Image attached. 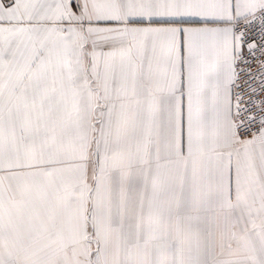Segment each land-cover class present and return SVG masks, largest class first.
<instances>
[{
    "label": "snow or ice",
    "instance_id": "snow-or-ice-1",
    "mask_svg": "<svg viewBox=\"0 0 264 264\" xmlns=\"http://www.w3.org/2000/svg\"><path fill=\"white\" fill-rule=\"evenodd\" d=\"M0 264H264V0H0Z\"/></svg>",
    "mask_w": 264,
    "mask_h": 264
}]
</instances>
